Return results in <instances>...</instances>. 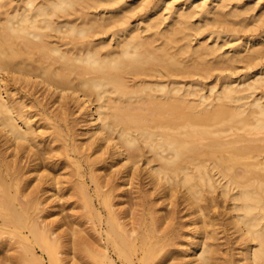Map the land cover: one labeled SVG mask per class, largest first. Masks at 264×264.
Here are the masks:
<instances>
[{
    "label": "bare ground",
    "instance_id": "bare-ground-1",
    "mask_svg": "<svg viewBox=\"0 0 264 264\" xmlns=\"http://www.w3.org/2000/svg\"><path fill=\"white\" fill-rule=\"evenodd\" d=\"M36 245L264 264V0H0V264Z\"/></svg>",
    "mask_w": 264,
    "mask_h": 264
},
{
    "label": "rangeland",
    "instance_id": "rangeland-1",
    "mask_svg": "<svg viewBox=\"0 0 264 264\" xmlns=\"http://www.w3.org/2000/svg\"><path fill=\"white\" fill-rule=\"evenodd\" d=\"M217 193L218 192H215V194H217ZM219 200H221L223 203H227V201L223 200L221 198V196H219ZM169 207L174 208V207H184V206L170 204ZM169 207H167V208H169ZM57 208H61V207H57ZM65 208H62V209H64L63 210L64 212L61 211L63 214L68 213L67 211H70L69 213H71L72 215L74 214V216H75V214H77V212H78V214L80 215L79 217H77L78 223H81V224L83 223L82 227L86 228V210L88 211L87 207L86 208L85 207H75V208L74 207H65ZM71 208H74V209H71ZM183 210L185 211V209H183ZM61 212L54 214V216L52 215L50 218H56L57 216L58 217L62 216ZM184 213L185 212H182V214H184ZM190 217L191 216L184 217V218H182V220L183 219H184V221L188 220V219H190ZM74 225L77 226V224H74ZM88 225H89V227H92L93 225H95V223L89 222ZM189 228H191V226H189ZM187 238L190 239L191 234H189V236L187 235ZM14 239L17 240L16 237ZM224 239L226 240V237H224ZM224 239H222V240H224ZM36 248H37L36 252H38L37 257H38L39 261L34 260L35 258L33 259V257H31V254L29 252H27L28 254H25L26 251H24V252L22 251L25 256L23 255V253L20 252L22 254L20 256H22V257L20 258V260H18V262L15 261V263L13 262L12 264H86V249L84 247H82V245H81V247L80 246L76 247L78 250H74V252H72L71 248H70V250L65 248V250H67V252L58 253V257H59L58 261H55L54 259L52 260L49 256V253L47 251L43 250L39 245H36ZM79 248L80 249L82 248L83 250L85 249V252L82 251V249L80 250ZM180 253H182V251ZM90 261H92V260H90ZM94 261H96V260H94ZM96 262L97 263H95V264L100 263L98 261H96Z\"/></svg>",
    "mask_w": 264,
    "mask_h": 264
}]
</instances>
